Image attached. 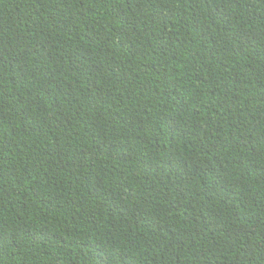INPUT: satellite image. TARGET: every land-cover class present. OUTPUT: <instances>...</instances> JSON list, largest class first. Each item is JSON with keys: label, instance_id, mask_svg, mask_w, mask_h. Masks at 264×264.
Segmentation results:
<instances>
[{"label": "trees", "instance_id": "16d2710c", "mask_svg": "<svg viewBox=\"0 0 264 264\" xmlns=\"http://www.w3.org/2000/svg\"><path fill=\"white\" fill-rule=\"evenodd\" d=\"M0 264H264V0H0Z\"/></svg>", "mask_w": 264, "mask_h": 264}]
</instances>
